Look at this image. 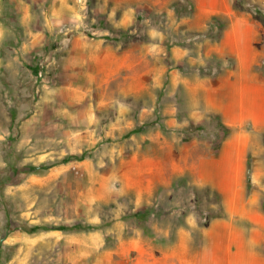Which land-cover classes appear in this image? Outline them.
Instances as JSON below:
<instances>
[{"label":"rangeland","instance_id":"obj_1","mask_svg":"<svg viewBox=\"0 0 264 264\" xmlns=\"http://www.w3.org/2000/svg\"><path fill=\"white\" fill-rule=\"evenodd\" d=\"M233 1L0 0V264H264V0Z\"/></svg>","mask_w":264,"mask_h":264},{"label":"trees","instance_id":"obj_2","mask_svg":"<svg viewBox=\"0 0 264 264\" xmlns=\"http://www.w3.org/2000/svg\"><path fill=\"white\" fill-rule=\"evenodd\" d=\"M237 1H239V0H234L233 1V5L234 6L237 5ZM211 19H212V21H216L220 27H225L229 23L227 18H225V21L224 20L221 21V20H219L217 15H213L211 17ZM70 157H74L75 159H79L80 158V156H70ZM68 159H70V158H64V159L61 160V162H66ZM39 168H40L39 166H31V167L28 168V171H35V170H37ZM247 183L249 185V177H247Z\"/></svg>","mask_w":264,"mask_h":264},{"label":"crops","instance_id":"obj_3","mask_svg":"<svg viewBox=\"0 0 264 264\" xmlns=\"http://www.w3.org/2000/svg\"><path fill=\"white\" fill-rule=\"evenodd\" d=\"M220 91H222V90H216V91L212 92L210 95H212V94L213 95L219 94Z\"/></svg>","mask_w":264,"mask_h":264}]
</instances>
